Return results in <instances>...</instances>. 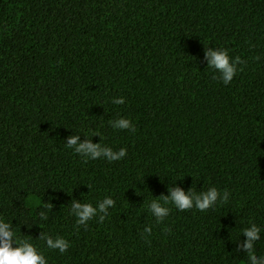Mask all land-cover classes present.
<instances>
[{"label": "trees", "instance_id": "16d2710c", "mask_svg": "<svg viewBox=\"0 0 264 264\" xmlns=\"http://www.w3.org/2000/svg\"><path fill=\"white\" fill-rule=\"evenodd\" d=\"M216 48L244 62L228 84L207 67ZM73 135L126 155L85 160ZM211 186L229 200L148 210ZM106 196L102 221L76 223L73 201ZM0 217L48 264H246L249 222L264 256V0H0Z\"/></svg>", "mask_w": 264, "mask_h": 264}, {"label": "clouds", "instance_id": "9594fccd", "mask_svg": "<svg viewBox=\"0 0 264 264\" xmlns=\"http://www.w3.org/2000/svg\"><path fill=\"white\" fill-rule=\"evenodd\" d=\"M207 67L213 69L218 76L213 78L220 79L224 84H228L237 72L241 71L238 65L244 62L239 57L229 55V49L216 48L207 49L205 52ZM125 102L124 98L116 97L111 100L114 105H120ZM111 127L119 130L134 131L131 121L127 118H118L111 121ZM96 136H99L98 134ZM79 141V135H73L67 138L65 147L72 149L83 159L105 158L108 161H117L125 157L126 149L121 147L118 151H113L111 147L103 146L100 142L92 143L91 139L85 137L83 142ZM230 193L227 190H220L216 186L208 187L207 190L195 192L192 188L186 193L179 187L169 189L167 196H161L158 199H152L148 204V210L155 217L157 223H160L170 213L172 205L178 211H185L195 208L204 212L213 208L217 203H225L229 200ZM115 201L110 196L104 197L98 201L95 206L92 203L76 202L71 204L70 213L76 218L78 225H86L93 217L99 216L102 221L108 214V210L114 207ZM52 205L47 203L45 210L38 213L39 219H47L48 211ZM260 228L254 223L249 222V226L242 229L240 235H243L244 241L239 245L240 251L247 255L246 264H264V256H257L254 253V246L260 239ZM145 233H150L151 228L145 227ZM45 245L48 249L58 250L64 253L70 246L68 240L62 236H43ZM0 264H48V259L38 247L29 240L19 239L13 230L11 222L0 217Z\"/></svg>", "mask_w": 264, "mask_h": 264}]
</instances>
